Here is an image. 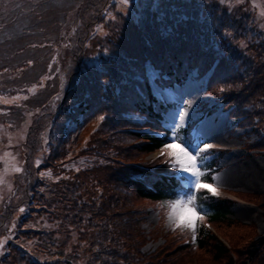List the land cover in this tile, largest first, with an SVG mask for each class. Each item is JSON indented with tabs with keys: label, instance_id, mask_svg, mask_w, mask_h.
<instances>
[{
	"label": "trees",
	"instance_id": "16d2710c",
	"mask_svg": "<svg viewBox=\"0 0 264 264\" xmlns=\"http://www.w3.org/2000/svg\"><path fill=\"white\" fill-rule=\"evenodd\" d=\"M14 1L25 4L23 0ZM43 4L51 11L43 6L40 16L33 13V17L25 16L19 12L20 7H11L9 3L7 7L3 2L0 6V69L6 67L12 72L21 68L17 74L20 80L25 79V72L38 60L36 51L42 44L36 41V27L45 23L58 28L71 19L73 29L67 41L61 35L51 40V53H59L61 62V76L55 87L48 86L49 80L35 87L33 97L28 99L31 110L18 109L22 118L24 113L28 114L21 142L22 177L18 180L19 190L0 205V236L8 234L13 262L193 264L194 258L196 264H203L202 259L207 264H264V236L256 238L244 231L231 239L222 233L219 227L223 225L230 232L238 230L226 217L234 202L206 191L198 198L206 215L197 221L195 233L177 228L165 233L171 237L168 244L164 241L163 246L150 253L141 251L147 237L142 228L146 201L168 203L173 199L172 183L163 178L168 175L163 171L168 166L160 159H144L145 154L161 149L165 141L147 132L133 131L139 125L113 116L109 107L99 102L104 95L99 82L107 77H99L93 83L91 73L83 75L81 71L86 60L98 50L112 47L110 42L121 35L123 15L115 8L114 0H62V6L55 5L54 0H42L40 5ZM210 7L214 18L232 26L228 29L230 36H213L205 30L206 25L196 26L191 20L179 31H198L225 52L230 59L221 64L216 75H211L209 91L221 96L232 116L244 117L243 122L253 125L255 132L264 133V33L251 26L248 13L239 7L229 8L216 0H212ZM71 9H75L74 20L67 12ZM107 10L110 16L106 19ZM189 14H193L191 9ZM99 25L106 33L93 36V29ZM169 39L151 26L141 30L128 24L118 43L123 55L135 60L150 46L166 45ZM193 66L200 74L208 67L191 58L187 67L181 63L172 69L178 73L174 80L180 82ZM107 67L109 74L116 75V65ZM165 85L161 82V86ZM222 87L226 89L223 93L219 91ZM89 91L91 99L85 100L84 94ZM148 93L152 106L144 103L136 108L151 122L146 125H157L154 128L159 129L158 119L164 108L160 105L155 109L150 89ZM70 100L74 102L69 104ZM130 110L119 109L121 113ZM101 115L110 118L101 121ZM65 121L76 126L67 135ZM253 148L264 149V140ZM147 175L160 179L139 182ZM210 181L208 173L206 182ZM259 206L264 208V202ZM21 208L25 209L23 213ZM205 223L211 224L217 233L211 232Z\"/></svg>",
	"mask_w": 264,
	"mask_h": 264
},
{
	"label": "snow or ice",
	"instance_id": "6c2138e0",
	"mask_svg": "<svg viewBox=\"0 0 264 264\" xmlns=\"http://www.w3.org/2000/svg\"><path fill=\"white\" fill-rule=\"evenodd\" d=\"M211 3L212 0H121V35L123 28L132 24L141 30L151 26L161 36L170 39L166 45L150 46L148 51L133 60L121 52L118 43L121 35H118L117 40L110 42L111 48L98 50L96 56L86 60L81 70L83 75L91 73L93 83L99 77H107L99 82V90L104 94L99 102L108 106L118 119L136 125L150 124L136 108L144 103L152 106L148 98L149 89L156 101L155 109L160 105L172 106L158 122L162 131H153V127L157 126L153 125L141 128L139 132L150 133L165 141L158 155L152 159L165 157L168 167L163 171L168 175L163 178L172 183L173 199L159 207L166 206L169 209L168 218L174 227L187 228L193 233L197 221L203 220L206 215L198 203L200 194L206 191L213 196L217 195L216 187L206 182L208 173L203 169L209 155L214 156L212 150L217 147L210 141L216 140L234 121L230 119L231 112L225 111L223 100L208 93L207 81L201 79L198 71L189 72L182 82L177 83L174 75L178 73H173L172 69L178 68L181 63L187 67L190 59L196 58L208 65L209 73L216 75L221 64L229 61L230 58L215 41L209 42L198 31H179L182 25L191 20L196 26L206 25L205 30L213 36L220 35L221 39L230 36L228 29L232 26L213 17ZM255 7L261 9L260 16L264 17V4H256ZM190 9L192 15L189 14ZM111 19L115 21L116 17L112 16ZM240 43L243 45L244 42ZM113 64L117 66L116 75L109 74L107 67ZM161 82L167 86L162 87ZM219 91L223 93L226 89L222 87ZM91 96L90 91L86 92L84 99H91ZM73 102L70 100L69 104ZM121 107L131 110L121 113ZM109 118L104 115L99 117L101 121ZM65 123L70 126L71 121ZM174 147L179 148V151L174 152ZM13 170L21 171L18 167ZM158 179L147 175L139 182L151 183ZM211 179L218 181L221 177L213 175ZM19 211L23 213L25 209ZM182 212L191 215L186 220H182V217L178 219Z\"/></svg>",
	"mask_w": 264,
	"mask_h": 264
},
{
	"label": "rangeland",
	"instance_id": "374dc122",
	"mask_svg": "<svg viewBox=\"0 0 264 264\" xmlns=\"http://www.w3.org/2000/svg\"><path fill=\"white\" fill-rule=\"evenodd\" d=\"M23 1L25 2L24 5L14 0H0V6L2 5V2L6 5V7L8 3L12 5L11 7L18 6V8L20 7L19 12L28 17H33L35 14L40 16L42 12L40 7L43 6H45V9L48 12L51 11L46 5H40L42 0ZM61 1L62 0H54V3L55 5L62 6ZM231 1L236 2V5L238 6L244 7V9L249 13V16L255 26L258 29L264 30V27L261 26L264 25V17L260 16L261 9L255 7L256 4H264V0H220V2L225 3H231ZM14 2H16V5ZM114 3L115 8L122 13L121 0H115ZM67 12L69 13L70 18L74 20L75 9H71ZM105 13L107 19L110 16V13L108 10ZM71 23V19H69L67 24H61V27L59 26L58 28L57 26L45 25V23L44 25L35 28L36 41H39L42 46L36 51L38 55L37 62L34 63L32 69L25 72V79L20 80L17 75L22 71L21 68L12 72L6 67L0 69V150H2L0 151V154L2 155L0 162L3 163V166H7L8 169H14L18 166L17 153H19V147L16 143L20 141L24 125L28 121V114L24 113L25 120L22 123L24 118L19 116L20 110L18 109L26 108V110H29V105H31L29 101L34 95L33 89L35 87L45 85L48 80L50 81L49 87H55V82H57L61 76V62L59 53L57 56L56 53L52 55L51 43L59 35H61L65 41L69 40L73 32ZM61 28L64 29L58 32ZM94 33L101 35L106 33V31L104 28H98L96 26L93 29V34ZM96 55L97 54H94L92 57ZM55 56L57 59L56 61ZM32 64V62L29 63L30 66ZM207 74L208 73H206L205 76L203 75L201 79L206 81L207 76L211 73ZM37 75L38 77H36ZM207 88H209L208 85ZM208 93L212 94L209 89ZM214 96L221 99V96ZM171 107L172 106H170L168 110H170ZM26 110L23 111L25 112ZM168 110L164 112L161 119L164 118L165 113ZM233 118L230 117V119L234 121L232 126L223 131L222 134L216 138V140L210 141L215 143L217 147L212 150L214 156L209 155V159L204 163V165L207 170H210L211 176L219 175L221 177L234 170H238L236 171L237 173L240 172L244 174L241 178V182L231 179V181L234 182L231 183L226 178H221L222 180L218 181L213 180V186L217 189V195L215 196L227 197L235 201L234 204L229 207V212L226 217L231 223H235L238 230L230 232V229H227L225 225L221 228L219 227V230H221L224 234L230 235L231 239H235L239 233H243L244 231L253 233V237L255 236L257 238L258 236H264V208L259 206L260 202H264V150L253 148L255 142L260 138L255 132H253L252 128L254 126H248L247 123L238 124V119L244 120V117H240L238 119ZM178 151L179 148L176 147L175 152ZM254 163H256L259 167L257 174H250V169L248 172H245L247 171L246 169ZM0 175H4L3 179H7L9 176L8 171L6 170L0 173ZM251 180H254V184L256 185H254ZM9 187V185H6L5 189L3 188L2 191H8ZM9 192H11V190H9ZM235 193L241 196L244 201L235 197ZM245 208H249L251 210L249 215H244L243 209ZM168 212L169 209L166 206L161 208L157 205L153 208H149L145 217V222L142 223L144 234L147 237L146 243L144 242L141 251L150 253L158 246H163L165 244L164 241L168 244L171 237H166L164 231L169 228H174L169 221ZM186 217H190L188 212H184L181 219L184 220ZM160 223H164L163 230L158 228ZM156 234L158 235L154 237ZM219 236L222 238L221 235ZM202 254L201 256H205ZM184 257H186V255H184ZM187 260L188 258L185 259V261ZM202 261L203 264H207L203 259ZM192 262L193 264H196V260L194 258Z\"/></svg>",
	"mask_w": 264,
	"mask_h": 264
},
{
	"label": "bare ground",
	"instance_id": "6f19581e",
	"mask_svg": "<svg viewBox=\"0 0 264 264\" xmlns=\"http://www.w3.org/2000/svg\"><path fill=\"white\" fill-rule=\"evenodd\" d=\"M250 169V174H257V172H258V170H259V167L256 165V163H254V164H251L250 165V167H248L246 170L247 171H245V172H248V170ZM236 171H238V170H234V171H232V172H230V173H227V174H225V175H223V176H221V178H226V179H228L229 180V182H231V183H234V182H232L231 181V179H235V180H237V181H239V182H241V178H242V176L244 175V174H242V173H240V172H236ZM233 176V177H232ZM228 177V178H227ZM220 180H222V179H220ZM252 182H253V184H254V180H251ZM254 185H256V184H254ZM243 213H244V215H249L250 213H251V210L249 209V208H245V209H243Z\"/></svg>",
	"mask_w": 264,
	"mask_h": 264
},
{
	"label": "clouds",
	"instance_id": "9594fccd",
	"mask_svg": "<svg viewBox=\"0 0 264 264\" xmlns=\"http://www.w3.org/2000/svg\"><path fill=\"white\" fill-rule=\"evenodd\" d=\"M183 212L179 214L178 219L183 216Z\"/></svg>",
	"mask_w": 264,
	"mask_h": 264
}]
</instances>
